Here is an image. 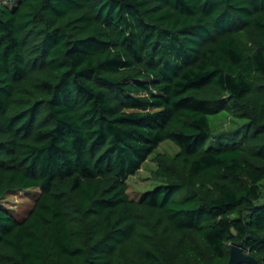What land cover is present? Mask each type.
<instances>
[{
    "label": "trees",
    "instance_id": "16d2710c",
    "mask_svg": "<svg viewBox=\"0 0 264 264\" xmlns=\"http://www.w3.org/2000/svg\"><path fill=\"white\" fill-rule=\"evenodd\" d=\"M263 182L264 0H0V264H264Z\"/></svg>",
    "mask_w": 264,
    "mask_h": 264
},
{
    "label": "rangeland",
    "instance_id": "374dc122",
    "mask_svg": "<svg viewBox=\"0 0 264 264\" xmlns=\"http://www.w3.org/2000/svg\"><path fill=\"white\" fill-rule=\"evenodd\" d=\"M209 122L211 123L212 135L207 143V147L220 143L219 141L230 143V138L218 139L214 135L221 132H227L235 127L236 123L233 120H229L227 113L220 112L218 114L209 116ZM230 141V142H229ZM179 151V148L171 141H164L160 144L157 150L147 159L142 166V169L137 175L132 176L128 180L129 195L132 199L137 200L143 193L156 187L159 182L152 178V171L155 169V153H165L169 155H175ZM37 190L19 191L7 195L6 203L9 208L14 210L15 215L24 216L31 207H33L34 197ZM263 195H264V182H263ZM264 201V196L262 197Z\"/></svg>",
    "mask_w": 264,
    "mask_h": 264
},
{
    "label": "water",
    "instance_id": "95a60500",
    "mask_svg": "<svg viewBox=\"0 0 264 264\" xmlns=\"http://www.w3.org/2000/svg\"><path fill=\"white\" fill-rule=\"evenodd\" d=\"M242 245L232 244L230 248V260L228 264H258L256 259L243 250Z\"/></svg>",
    "mask_w": 264,
    "mask_h": 264
}]
</instances>
